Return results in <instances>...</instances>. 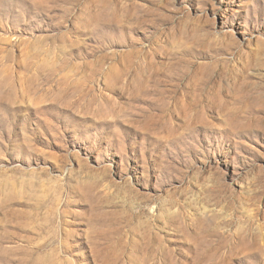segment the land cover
I'll return each instance as SVG.
<instances>
[{"label":"rangeland","instance_id":"374dc122","mask_svg":"<svg viewBox=\"0 0 264 264\" xmlns=\"http://www.w3.org/2000/svg\"><path fill=\"white\" fill-rule=\"evenodd\" d=\"M0 264H264V0H0Z\"/></svg>","mask_w":264,"mask_h":264}]
</instances>
